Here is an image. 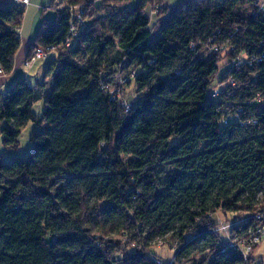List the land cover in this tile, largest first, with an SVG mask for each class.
<instances>
[{
	"label": "trees",
	"instance_id": "trees-1",
	"mask_svg": "<svg viewBox=\"0 0 264 264\" xmlns=\"http://www.w3.org/2000/svg\"><path fill=\"white\" fill-rule=\"evenodd\" d=\"M59 1L27 48L25 60L55 49L43 80L0 90L7 147L29 121L45 122L28 155L0 162V264H166L158 243L176 248L170 264H243L215 215H233L230 225L264 210L261 0H113L96 16L105 0ZM159 6L152 21L147 9ZM25 8H0L4 76ZM240 54L261 61L230 66ZM125 64L142 93L127 110L109 87Z\"/></svg>",
	"mask_w": 264,
	"mask_h": 264
},
{
	"label": "rangeland",
	"instance_id": "rangeland-1",
	"mask_svg": "<svg viewBox=\"0 0 264 264\" xmlns=\"http://www.w3.org/2000/svg\"><path fill=\"white\" fill-rule=\"evenodd\" d=\"M113 0H105L103 1V6L101 9H98L94 12V15L96 16L98 12L105 11L106 8H108V2L110 3ZM139 0H128L127 6L129 7H135ZM170 1V8L174 5H177L180 3L181 0H169ZM51 0H32L30 5L28 7L26 6L25 12L23 15V22L20 30V37L21 41L23 42V45L20 47V52L23 53L25 51L26 45L28 43V40H32L37 32V28L40 25L41 21L43 19H49L54 20L55 14H56V8L62 7L61 1L58 0V2H55L53 6H50ZM165 4V3H164ZM167 7V5H166ZM42 8H45V10L42 12ZM151 9H147V13L150 15L152 14ZM154 18H152L153 21ZM57 56L55 53L54 56ZM50 58V57H49ZM49 59H40L36 62V64L29 68L25 67L24 61L18 63V67L16 70H13L11 74L7 75V80L5 81L4 91L8 88H10L14 83H16L17 80L25 79L27 83H29L30 86H34L36 82L42 81L44 77V71L45 67L47 65V62ZM139 69L137 70V72ZM133 72L131 66L128 64H125L124 66H118V69L109 79V87L112 94H115L122 103L130 105L137 101L138 98L141 97L142 93H139L137 91L135 82L132 80L128 81L130 78V74ZM51 81V76L48 78V86ZM217 83V79L213 82L211 89L216 88L215 85ZM43 101L42 99L38 102H36L32 108H34L35 113L40 116L42 110H43ZM39 119V118H38ZM9 125L6 122H2L0 124V162L2 163H8L10 158L13 156H26L27 153L30 151L32 143L30 142V137L33 132L35 131H41L43 127L45 126V122L41 119L37 121H29L25 125H23L19 130L21 131L19 134V137L16 139L15 146L7 147L3 142V134L1 130L4 127H7ZM215 218L221 222L225 226L229 222L230 218H234L233 215H229L227 217H224V215L220 212H217L215 215ZM239 219L237 216L235 219ZM220 235L224 240H226L229 237L228 233V227L224 230H220ZM161 243H158L157 246L154 248V252L159 256L163 257V259L169 261L171 257L175 254L174 246H165ZM260 248V249H259ZM258 256L264 257V245H260V247L257 248ZM256 250V252H257ZM255 252V253H256ZM254 253V254H255ZM173 262V261H172ZM170 262V263H172Z\"/></svg>",
	"mask_w": 264,
	"mask_h": 264
},
{
	"label": "built area",
	"instance_id": "built-area-1",
	"mask_svg": "<svg viewBox=\"0 0 264 264\" xmlns=\"http://www.w3.org/2000/svg\"><path fill=\"white\" fill-rule=\"evenodd\" d=\"M13 3L16 4L18 8H24L25 6H28L31 3V0H13ZM259 9L264 10V0H261V4L259 5ZM160 6L156 8H152L150 19L156 17L159 14ZM83 9H79L77 11V14L75 15L76 20L81 23L82 20V12ZM68 45V44H67ZM55 49L53 47L49 48H37L36 51H34L33 55H31L27 60L24 61L25 67H33L36 62L40 59H49V57L55 52ZM219 47L216 45H212L209 48V51L212 53H218ZM261 59L257 57L249 58L245 55H237L232 62L230 63V66H233L235 68L241 67V64H246L249 67L254 66V64L260 62ZM3 71L0 67V75H2ZM231 84H234L233 80H231ZM220 93V89H215L211 93V97L216 99ZM126 110L129 108L128 105H124ZM230 119V118H229ZM227 119V120H229ZM224 123H226V121ZM247 224V227L244 231V233H237V235L232 236L229 235V238L227 239L226 246L228 248L233 249L237 253L239 252L241 257L243 258V264H262L261 261L257 259L255 256L256 249L260 247L261 244L264 243V210L259 209L258 212H255L252 215H248L246 218L236 220L235 222H231L229 224L222 225L219 230L226 229L227 227H233L240 224Z\"/></svg>",
	"mask_w": 264,
	"mask_h": 264
},
{
	"label": "crops",
	"instance_id": "crops-1",
	"mask_svg": "<svg viewBox=\"0 0 264 264\" xmlns=\"http://www.w3.org/2000/svg\"><path fill=\"white\" fill-rule=\"evenodd\" d=\"M32 1V0H31ZM164 3H163V6H165L166 7V5H167V8H170V1L169 0H162ZM181 2V1H180ZM13 3V0H0V8H2L3 6H7V5H11ZM30 5V4H29ZM28 7V6H27ZM173 7V6H172ZM154 21V20H153ZM20 41H21V37H20ZM30 42H31V40H28V43H27V45H26V48H25V51L23 52V53H21L20 52V48L18 49V51L16 52L17 54H16V56H15V61H14V64H15V66H14V69L13 70H16V68L18 67V63L19 62H23L24 60H25V58H26V55H27V48H28V45L30 44ZM21 44L23 45V42L21 41ZM22 45H20V47L22 46ZM7 75H0V90L1 91H4V86H5V81L7 80ZM261 245H264V243L263 244H261ZM163 247H165V246H163ZM260 249V248H259ZM259 249L257 250V252L255 253V256L257 257V259L259 260V261H261V263L262 264H264V257H261V256H258V251H259ZM154 256L157 258V259H160V260H162L164 263H166V264H170V262H172L173 260V257H174V255H173V257H171L170 259H169V261H167V260H165V259H163V257H161V255H157L155 252H154Z\"/></svg>",
	"mask_w": 264,
	"mask_h": 264
}]
</instances>
